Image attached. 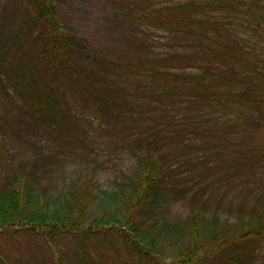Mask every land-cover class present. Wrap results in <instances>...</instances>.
<instances>
[{
	"label": "trees",
	"instance_id": "obj_1",
	"mask_svg": "<svg viewBox=\"0 0 264 264\" xmlns=\"http://www.w3.org/2000/svg\"><path fill=\"white\" fill-rule=\"evenodd\" d=\"M57 1L0 0V264H264V0L124 5L135 57Z\"/></svg>",
	"mask_w": 264,
	"mask_h": 264
},
{
	"label": "rangeland",
	"instance_id": "obj_2",
	"mask_svg": "<svg viewBox=\"0 0 264 264\" xmlns=\"http://www.w3.org/2000/svg\"><path fill=\"white\" fill-rule=\"evenodd\" d=\"M129 4H142V0H58L57 9L62 21L73 27L95 54L103 52L135 57L140 54L137 47L139 36L132 31L131 22L125 17L123 10V6ZM157 37L156 34H148L150 41ZM101 137L100 152L97 160L89 165V176L96 173L97 179L108 184L120 175L115 172L125 162L116 149L120 145L112 146L115 144H112L114 138L109 133H104ZM83 161L87 164L86 160ZM60 174H55L59 183L67 184L71 180L70 171Z\"/></svg>",
	"mask_w": 264,
	"mask_h": 264
}]
</instances>
